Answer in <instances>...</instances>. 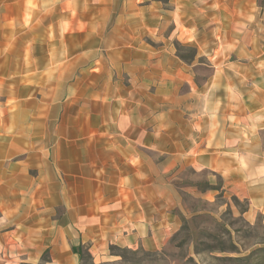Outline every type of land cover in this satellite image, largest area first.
<instances>
[{
  "label": "crops",
  "instance_id": "crops-1",
  "mask_svg": "<svg viewBox=\"0 0 264 264\" xmlns=\"http://www.w3.org/2000/svg\"><path fill=\"white\" fill-rule=\"evenodd\" d=\"M2 1L0 264L160 248L179 226L181 163L264 224L263 4Z\"/></svg>",
  "mask_w": 264,
  "mask_h": 264
},
{
  "label": "rangeland",
  "instance_id": "rangeland-1",
  "mask_svg": "<svg viewBox=\"0 0 264 264\" xmlns=\"http://www.w3.org/2000/svg\"><path fill=\"white\" fill-rule=\"evenodd\" d=\"M76 1L78 6H150L153 2L170 6L171 0ZM2 3L0 6H5ZM257 3L264 5V0ZM98 14L95 11L96 21L101 19ZM94 28L98 29L97 24ZM171 29L169 26L166 34ZM179 52L186 58L194 55L190 47H181ZM205 61L198 67L201 78L210 72ZM172 183L177 200L172 214L178 218L179 226L164 245L156 250L112 245L116 248H109V255L99 261L83 249L89 255L82 260L79 257V264H264V224L245 218L247 202L236 197L218 175L181 163L173 172ZM47 257L46 254L45 260ZM45 260L38 264H47Z\"/></svg>",
  "mask_w": 264,
  "mask_h": 264
},
{
  "label": "trees",
  "instance_id": "trees-1",
  "mask_svg": "<svg viewBox=\"0 0 264 264\" xmlns=\"http://www.w3.org/2000/svg\"><path fill=\"white\" fill-rule=\"evenodd\" d=\"M114 248H116L115 246H111L110 250H114ZM73 250L79 254L80 259L82 260L84 258V256H88L89 253L87 251H83L81 246L78 247H73Z\"/></svg>",
  "mask_w": 264,
  "mask_h": 264
}]
</instances>
